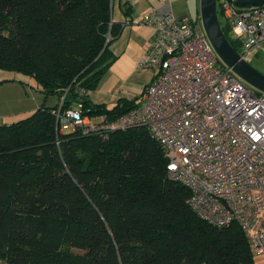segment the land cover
Masks as SVG:
<instances>
[{"label":"trees","instance_id":"16d2710c","mask_svg":"<svg viewBox=\"0 0 264 264\" xmlns=\"http://www.w3.org/2000/svg\"><path fill=\"white\" fill-rule=\"evenodd\" d=\"M112 3L0 0V69L57 100L0 124V264H254L236 222L214 225L190 208L147 126L59 130L52 111L110 120L139 103L141 92L109 107L87 96L114 58L122 22Z\"/></svg>","mask_w":264,"mask_h":264},{"label":"built area","instance_id":"2783aa9c","mask_svg":"<svg viewBox=\"0 0 264 264\" xmlns=\"http://www.w3.org/2000/svg\"><path fill=\"white\" fill-rule=\"evenodd\" d=\"M215 6L238 55L264 57V2L215 0ZM139 22L152 34L137 66L152 77L138 105L110 120L70 108L52 112L81 133L147 126L165 151L167 175L189 189L190 208L214 225L236 222L252 255H263L264 93L219 61L199 22L167 9Z\"/></svg>","mask_w":264,"mask_h":264},{"label":"crops","instance_id":"0c3cea01","mask_svg":"<svg viewBox=\"0 0 264 264\" xmlns=\"http://www.w3.org/2000/svg\"><path fill=\"white\" fill-rule=\"evenodd\" d=\"M114 2L115 0L112 3V19L122 22L118 36L109 44L114 58L95 88L87 91L92 102L107 107L119 98L138 97L142 88L151 80L152 71L147 67L137 66L152 34L150 26L139 22L143 15L153 10L167 9L176 18L186 16L197 23L200 19L198 0H117L115 12ZM121 2L129 5L128 16L122 14ZM15 73L9 75L0 71V124L26 116L41 103L51 106L57 101L53 96L43 97L30 77ZM61 126L69 125L63 122Z\"/></svg>","mask_w":264,"mask_h":264},{"label":"water","instance_id":"95a60500","mask_svg":"<svg viewBox=\"0 0 264 264\" xmlns=\"http://www.w3.org/2000/svg\"><path fill=\"white\" fill-rule=\"evenodd\" d=\"M236 5H259L264 0H227ZM199 18L215 55L219 61L247 85L264 93V74L257 71L243 60L228 44L217 20L215 0H198Z\"/></svg>","mask_w":264,"mask_h":264},{"label":"rangeland","instance_id":"374dc122","mask_svg":"<svg viewBox=\"0 0 264 264\" xmlns=\"http://www.w3.org/2000/svg\"><path fill=\"white\" fill-rule=\"evenodd\" d=\"M113 7H114L113 9L115 12L117 10V0H115ZM199 25H201L200 19H199ZM246 61H247V63H249L250 66L255 68L260 73L264 74V57L262 56L260 51H258V53L255 55L249 56ZM0 71L3 73L9 74V75L15 73L13 71L3 70V69H0ZM15 74H17V73H15ZM58 122H59L58 127H59L60 131L68 132L71 129V126L62 127L60 125V120ZM253 262H254V264H264V254L253 256Z\"/></svg>","mask_w":264,"mask_h":264}]
</instances>
